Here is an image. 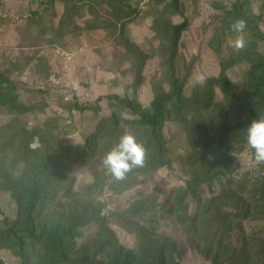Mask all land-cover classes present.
<instances>
[{"label":"trees","instance_id":"obj_1","mask_svg":"<svg viewBox=\"0 0 264 264\" xmlns=\"http://www.w3.org/2000/svg\"><path fill=\"white\" fill-rule=\"evenodd\" d=\"M88 1V13L99 29H103L102 20L108 24L106 29H116L118 24L125 29L139 16L142 3ZM164 3L163 9L159 7ZM79 4H86L85 0H46L44 8L26 18L27 41L60 44L74 24L70 7L81 10ZM149 4L161 18L182 19L167 40L168 90L147 107L140 103L138 91L151 57L132 44L139 64L131 93L101 97L87 107L74 101L64 108L91 111L99 119L104 111L102 100L112 105L111 114L98 120L83 144L66 146L56 119H37L48 105L25 103L13 70L0 68V112L7 117L0 124V194L8 195L17 206L14 217L0 216V252L14 257L11 264H184L183 237L191 238L202 264H264V163L255 173L239 177L235 172L240 164L234 155L250 146L247 128L252 120L264 118V51L258 49V43L264 42L261 20L246 12L243 2L235 1L226 11L222 28L234 35L231 24L245 20L250 35L246 47L222 58L219 75L187 94L192 69L182 77L178 60L189 18L181 0H149ZM58 5L66 9L59 23L38 31L40 23L54 18ZM47 31L56 41L46 37ZM244 62L249 68L239 91L229 72ZM12 66L14 71L20 68L15 61ZM24 118L34 125L28 126ZM167 124L181 126L192 149L179 160L184 184L153 188L150 183L156 175L165 169L173 172L178 162L165 137ZM125 134L143 145L144 165L117 179L104 167L103 159ZM82 168L90 171L93 180L77 189L74 172ZM106 189L114 198L111 208L103 212L109 204L98 199ZM128 192L138 202L132 210L115 199ZM93 227L91 239L82 243L83 230ZM122 235L131 238L132 245ZM0 264L6 262L0 259Z\"/></svg>","mask_w":264,"mask_h":264},{"label":"rangeland","instance_id":"obj_2","mask_svg":"<svg viewBox=\"0 0 264 264\" xmlns=\"http://www.w3.org/2000/svg\"><path fill=\"white\" fill-rule=\"evenodd\" d=\"M46 0H0V68L12 71V78L16 81L18 93L27 104L35 106L48 105L39 114V120L48 118L57 120L59 134L63 143L69 147H76L85 142V137L95 130L98 120L107 114L112 105L102 100L103 112L99 119L91 111L79 113L76 110H64L67 104L77 101L87 107L94 104L99 98L109 95L125 96L126 91L131 93L130 86L134 83L136 69L139 60L135 55L132 44L138 46L151 59L143 71V85L138 91V100L145 107L149 106L156 95L168 90L167 70L164 59L167 53L168 37L172 36L175 25L180 24V17L168 15L161 18L156 12L155 6L149 4V0H142L139 16L135 18L125 29L121 24L117 28H108L105 20L101 22L103 29L96 26V22L88 13V0L86 4H79L78 10L70 7L74 14V24L60 44H50L48 40L27 41L25 35L26 18L30 13L40 11L45 6ZM95 1V0H93ZM237 0H181L182 11L189 24L184 30L179 44L180 59L178 69L182 77L188 68H191V76L186 88L187 94H191L195 88L202 85L210 78L216 77L220 72V61L232 52L239 53L232 42L238 33L231 35L222 28V20L226 16L227 9ZM243 2L244 10L250 11L260 18V30L264 37V0H238ZM133 0V5H135ZM166 3L162 4V9ZM97 11L98 7L95 5ZM54 18H48L38 25L39 30H47L51 23H59L62 14L66 11L64 5L56 6ZM75 11V12H74ZM76 11H80L76 12ZM107 10L103 9V16ZM46 25V27H45ZM106 27V28H105ZM33 30V29H31ZM34 31V30H33ZM49 40L56 41L54 34L46 32ZM246 42L249 41L248 31L243 32ZM130 45V46H129ZM56 47L62 48L73 56L69 62L67 71L64 70L65 61L57 56ZM246 47V46H245ZM244 47V48H245ZM243 48V49H244ZM259 51H264V42L258 43ZM20 64V68L14 71L12 62ZM249 68L247 62L241 63L231 69L229 77L234 86L241 91L245 84V73ZM104 80L107 87H102L99 82ZM95 83L97 88L90 90L89 85ZM94 84V85H95ZM81 91L82 95H79ZM94 91V93H93ZM45 94H44V93ZM69 99V100H67ZM130 118L128 114H124ZM34 120V116L32 117ZM7 121V117L0 112V124ZM24 123L32 127L31 119L24 118ZM129 129V128H128ZM165 137L168 147L178 162L173 172L161 170L150 183V187L170 188L184 184L185 177L179 170V160L188 156L191 144L179 125L167 124ZM239 169L236 176L242 177L247 172L255 173L259 170L260 163L255 159V152L250 146L246 151L237 153L234 151ZM91 170V169H90ZM76 188L92 182L93 178L87 168L77 169ZM112 192L106 189L100 199L102 204H109L103 208L107 212L111 208ZM119 204L129 210L138 207L137 198L133 192H128L119 198ZM17 206L6 194H0V216L14 217ZM92 229L83 230L82 243L91 239ZM130 245L133 240L122 235ZM186 245V255L182 259L184 264H202L203 259L192 247V240L182 238ZM0 259L6 264L15 261L8 252H0Z\"/></svg>","mask_w":264,"mask_h":264},{"label":"clouds","instance_id":"obj_3","mask_svg":"<svg viewBox=\"0 0 264 264\" xmlns=\"http://www.w3.org/2000/svg\"><path fill=\"white\" fill-rule=\"evenodd\" d=\"M231 30L239 35L232 42L237 50H242L246 41L243 32L247 23L238 19L231 24ZM247 143L255 152L257 163H264V118H255L247 128ZM145 149L135 137L125 134L119 143L106 154L103 159L104 167L117 179H123L125 174L133 167H143Z\"/></svg>","mask_w":264,"mask_h":264},{"label":"built area","instance_id":"obj_4","mask_svg":"<svg viewBox=\"0 0 264 264\" xmlns=\"http://www.w3.org/2000/svg\"><path fill=\"white\" fill-rule=\"evenodd\" d=\"M56 52H57V56H59L60 58H62L64 61H65V65H64V70L67 71L66 69H68V64L70 61L73 60V56L68 53L67 51L63 50V49H56ZM69 100V99H67Z\"/></svg>","mask_w":264,"mask_h":264},{"label":"crops","instance_id":"obj_5","mask_svg":"<svg viewBox=\"0 0 264 264\" xmlns=\"http://www.w3.org/2000/svg\"><path fill=\"white\" fill-rule=\"evenodd\" d=\"M95 83H93V84H91L90 83V85H89V88H90V90L92 89V90H94L95 91V89L97 88V85L95 84ZM99 85H102V87L104 88V87H107V82L106 81H104V80H101L100 82H99ZM94 91H93V93H94ZM82 95V93H81V91L79 92V95H77V96H81Z\"/></svg>","mask_w":264,"mask_h":264}]
</instances>
